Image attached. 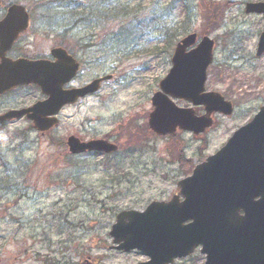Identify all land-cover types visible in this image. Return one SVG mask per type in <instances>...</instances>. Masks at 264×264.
<instances>
[{"label": "rangeland", "instance_id": "374dc122", "mask_svg": "<svg viewBox=\"0 0 264 264\" xmlns=\"http://www.w3.org/2000/svg\"><path fill=\"white\" fill-rule=\"evenodd\" d=\"M18 1L31 11L29 35L39 52L86 42L85 56L92 61L77 81L112 78L97 97L64 107L58 126L46 135L27 120L0 128V264H137L145 256L116 251L107 232L115 213L166 200L185 174L172 158L171 139L136 132L146 124L151 94L170 67L174 40L188 32L215 40L205 88L235 105L230 116L215 115L203 136L176 132L185 157L197 163L264 105V55L255 58L264 20L243 11L245 2L256 0H206L207 7L201 0ZM225 1L229 6L215 12ZM104 7H114L113 17H102ZM33 94L26 88L17 103L0 99V111L29 103ZM195 111L203 113L200 106ZM106 134L121 143L114 153L72 155L63 142L69 135L87 140ZM202 262L197 250L172 264Z\"/></svg>", "mask_w": 264, "mask_h": 264}, {"label": "water", "instance_id": "95a60500", "mask_svg": "<svg viewBox=\"0 0 264 264\" xmlns=\"http://www.w3.org/2000/svg\"><path fill=\"white\" fill-rule=\"evenodd\" d=\"M244 11L264 16V1L247 2ZM27 15L23 6L9 8L1 24L15 27L8 37L0 39V43L6 41L0 52L26 29ZM258 37L256 57L264 52V31ZM195 39L196 34L190 33L176 43L171 67L158 83L159 90L152 94L148 125L158 135H172L178 128L197 135L212 125L213 112L229 115L233 110L232 103L219 92L204 90L214 41L203 36L185 51ZM53 52L59 57L55 63H0V93L18 84L34 83L47 95L28 108L4 112L0 121L26 114L34 128L44 133L58 124L55 115L64 104L98 90L100 82L110 78L105 75L84 87L63 90L77 64L65 57L63 49ZM172 98L202 105L205 112L196 115L192 106L178 107ZM231 134L218 151L178 181V195L168 201H151L143 211L117 213L108 232L115 248L125 252L137 249L149 257L139 264L172 263L197 246L205 254L204 264H264V106ZM66 143L73 154L90 150L108 153L117 148L104 139L82 142L74 136H69Z\"/></svg>", "mask_w": 264, "mask_h": 264}, {"label": "flooded vegetation", "instance_id": "af4514ba", "mask_svg": "<svg viewBox=\"0 0 264 264\" xmlns=\"http://www.w3.org/2000/svg\"><path fill=\"white\" fill-rule=\"evenodd\" d=\"M17 4H21L22 6L25 7L26 11L28 12V26H26V30L19 33L18 36L15 37L14 41L12 42L11 46L5 50V51H1L0 53V63L1 62H5L7 63L9 61V63H14V62H18L17 60L20 59H27V60H44V61H48L49 63H54L58 60L57 57H55L54 53L52 52L53 49L55 47H60V43L55 44L54 46H51L50 48H48V50L46 52H39L37 50V47L35 46V41H34V37L35 36H30L29 32L31 31V27H32V14L31 11L28 10V8L22 4L21 1L18 0H0V39L2 38H6L9 36V30H11L12 28L15 27V25L9 24L6 25L5 24H1L4 17L6 16L8 10L10 7H12L13 5H17ZM68 43V42H67ZM86 42L85 43H80L77 42L75 43L72 48V43H68L65 44L63 47L66 50V53L70 56H72L76 63H77V71L75 73V75L73 76V78L71 77V79L64 83L62 85L61 89H71V88H77V87H82L84 85H86L91 79H86V80H82V82L77 81L81 75V72L83 71V68L86 67L87 68V64L90 65L92 59H90V57L85 56L86 55ZM4 46H6V41L4 42V44H1V48H4ZM29 88L31 89L35 94H33L32 100L29 101V103H24L19 105V103L15 106H10L7 107L6 109H4V111L9 110V109H18V108H23V107H27L31 104H33L36 101H40L43 99H46V95L43 94L41 92V90H39L40 88L37 87L34 84H27V85H19L17 87H14L13 89H11L10 91H7L3 94H0V99L4 98V101H10L13 100L12 102H16L18 101V92L20 93V91L22 89H26ZM15 96H17L15 98ZM98 96V93H91L88 95H85V97L82 98H78L76 103H74L73 105L79 103L80 101H85L88 97H92ZM17 103V102H16ZM69 106V105H65L64 107ZM63 107V109H64ZM3 111V112H4ZM1 113V111H0ZM149 113V112H148ZM147 113V115H148ZM20 120H25V118H21ZM16 121V120H13ZM11 122V121H10ZM7 122L1 123V125L6 124ZM0 125V126H1ZM111 138L114 140V135L111 136ZM176 193V189L174 188L171 194ZM240 212V211H239Z\"/></svg>", "mask_w": 264, "mask_h": 264}, {"label": "trees", "instance_id": "16d2710c", "mask_svg": "<svg viewBox=\"0 0 264 264\" xmlns=\"http://www.w3.org/2000/svg\"><path fill=\"white\" fill-rule=\"evenodd\" d=\"M205 1L206 0H201L200 1V3H201V5L202 6H205V7H207V4L205 3ZM209 1V0H208ZM227 5H229V3L228 2H223V3H218L217 4V6L215 7V9H214V11L216 12V11H222V10H224L226 7H227ZM103 9V13L104 14H102V17H105L106 15H110L111 17H113V15H114V7H112V8H102ZM107 13H109V14H107ZM96 17H97V15H96V13H93ZM93 15V16H94ZM209 16V15H208ZM111 17H109V18H111ZM210 17V16H209ZM184 28H182V31H184L183 30ZM168 30V33L170 32V28L169 29H167ZM172 35H174V33H172ZM176 37V36H175ZM175 40H178V38L176 37L175 38ZM174 40V41H175ZM143 131V130H142ZM138 133H139V135L140 134H142V132L140 131V130H138ZM145 133V132H144ZM137 134V133H136ZM131 139V142H134L135 140H137V137H135V134L130 138ZM175 158H177L178 159V161H179V163H180V166H181V168L184 170V171H188L190 168H188V167H190V160H188V159H186V158H184L183 156H182V154H179V155H177Z\"/></svg>", "mask_w": 264, "mask_h": 264}]
</instances>
